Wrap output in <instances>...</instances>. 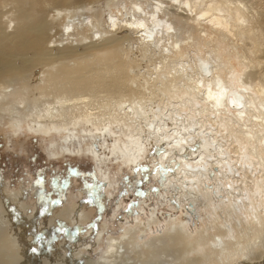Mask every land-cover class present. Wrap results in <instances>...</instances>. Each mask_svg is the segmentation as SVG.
Returning a JSON list of instances; mask_svg holds the SVG:
<instances>
[{
    "label": "bare ground",
    "instance_id": "6f19581e",
    "mask_svg": "<svg viewBox=\"0 0 264 264\" xmlns=\"http://www.w3.org/2000/svg\"><path fill=\"white\" fill-rule=\"evenodd\" d=\"M5 1L6 9L0 5V123L22 127L27 119L37 132L63 135V142L52 151L57 157L71 151L78 136L79 151L92 153L97 162L100 158L91 143L84 138L82 144V136L75 131H86L85 125L94 119L105 121L107 114L123 112L117 121L143 134L136 142V152L147 149L148 139L151 146L165 144L161 155L165 161L171 152L176 154V148L202 140L204 145L196 157L175 156L183 161L180 174L175 178L168 175L165 181L180 194L175 195L179 203L200 200L203 206L195 205L196 212L208 210L210 224L192 246L198 248L197 264H255L264 257V0L68 2L70 5L49 10L47 15L24 5L14 9ZM99 6L107 11L102 18L96 13ZM123 29L131 35L105 37ZM54 47L59 50L53 52ZM128 50L145 57L149 64L136 72L138 95L113 96L103 91L104 72L116 70L117 56L125 63ZM84 53H90L88 63L74 67L70 58ZM62 61L70 62L64 65L65 71L58 66ZM46 62L39 78L30 79L34 68ZM147 85L152 89L147 91ZM220 120L227 132L226 144L221 145L213 132L205 130L208 122L215 125L212 123ZM205 133L210 139L204 138ZM130 150L113 149L112 154L122 164H129L140 156ZM208 164L217 174L223 173L215 179L218 189L203 186L209 178ZM74 215L78 217L77 212ZM171 227H166L165 245L169 241L176 246L186 244V234L175 239L168 234ZM127 235L111 238L100 257L103 263L124 262L121 245ZM100 237L101 231L97 239ZM21 240H14L19 243L15 246L18 254L24 253ZM148 246L157 248L153 239ZM11 253L12 249L0 246V264L22 263Z\"/></svg>",
    "mask_w": 264,
    "mask_h": 264
},
{
    "label": "rangeland",
    "instance_id": "374dc122",
    "mask_svg": "<svg viewBox=\"0 0 264 264\" xmlns=\"http://www.w3.org/2000/svg\"><path fill=\"white\" fill-rule=\"evenodd\" d=\"M3 1L0 0L1 8L6 9ZM103 1L105 0L5 2L8 7L14 9L24 5L32 7L34 12L47 15L49 10L51 12L57 7L69 4L68 2L72 3L71 5H85L89 2L100 5ZM112 9L115 10L116 7ZM96 11L100 18L107 12L100 6ZM100 22L99 27L102 28V19ZM124 35L131 34L123 29L105 37ZM127 43L128 41H125L129 49ZM51 49L53 52L59 50L58 47ZM128 51L127 55L123 56L125 63L117 56L116 70L104 72L103 91H109L113 96L119 93L138 95L140 87L135 83L136 72L145 70L149 64L145 57L138 56L132 50ZM80 55L70 58L69 61L74 67L88 63L87 55L90 53ZM94 55L92 54V57ZM70 62L62 61L58 65L62 68L61 71L67 70L64 65ZM16 64H21V60L18 59ZM46 64L47 62L40 63L31 74L28 72L29 77H32L30 79H38ZM129 76L131 80L128 79ZM151 89L152 86L147 85V91ZM132 90L135 91L131 92ZM36 92L39 93L38 88H35ZM122 114L123 112L107 114L105 119L103 118L105 121L94 119L92 123L85 125L86 131L80 128L75 131L76 135L82 136V144L86 141L91 143L92 150L96 151L94 153L100 158L98 162L92 153L79 151L81 146L78 136L74 137L72 150L63 151L57 157L52 151L63 142V135L55 132H37L28 126L29 123L32 126L34 123L27 119L21 123L22 127H15L12 122L7 123L8 121L0 123V246L12 249L13 253L10 255L14 259H21L20 264H106L100 257L108 250L111 238L126 232L128 235L121 245L126 258L119 264H197L198 248L192 249V246H196L194 238L201 235L210 224L205 214L208 210L205 207L206 209L199 208L198 213L196 212L198 204L199 207L203 206L200 200L192 203L188 201V205L179 203L175 196L177 191L166 185L165 181L168 175L175 178L180 174L183 161H177L175 156L196 157L204 142L197 139L187 148L173 149L176 154L171 152L169 161L161 159L166 145L161 143L151 146L149 139L145 143L147 149L138 153L135 151L136 142L141 141L143 134H138L137 130L132 132L123 121H117ZM133 118L137 119L135 116ZM172 121L170 119L169 122ZM219 122L222 126L220 123L211 125L208 122L205 130L207 129L209 134L213 132L217 137V144L221 145L220 142L226 144L227 132L225 123L222 120ZM132 123L135 124L134 121ZM209 134L205 133L204 138L210 139ZM84 138L87 140L84 141ZM113 149H131V152L140 156L137 161L122 164V161L112 154ZM189 161L192 163L193 160ZM209 167V178L203 186L213 190V187H217L215 179L222 177L223 173L217 174V169H212L210 165L207 169ZM74 212H77V218L74 217ZM10 217H13L10 222L15 225L9 222ZM169 224L172 225V231L168 234L174 239L186 234V244L176 246L173 241H169L168 245H165L168 240L164 235L167 234L166 227ZM181 229H184V232ZM99 231L101 237L97 239ZM19 237L22 238L20 243L24 245L22 254H18L19 248L15 247L19 243L14 240ZM159 238L166 240L161 242L157 240ZM150 239H153L157 248L148 246ZM188 249L190 251L185 255L183 251ZM257 260L259 261L255 264H263L264 257Z\"/></svg>",
    "mask_w": 264,
    "mask_h": 264
}]
</instances>
